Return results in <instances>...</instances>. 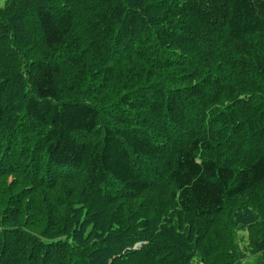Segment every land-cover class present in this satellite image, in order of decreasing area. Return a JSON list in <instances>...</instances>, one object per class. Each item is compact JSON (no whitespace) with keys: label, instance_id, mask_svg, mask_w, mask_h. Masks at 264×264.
<instances>
[{"label":"trees","instance_id":"16d2710c","mask_svg":"<svg viewBox=\"0 0 264 264\" xmlns=\"http://www.w3.org/2000/svg\"><path fill=\"white\" fill-rule=\"evenodd\" d=\"M259 255L264 0H4L0 264Z\"/></svg>","mask_w":264,"mask_h":264},{"label":"crops","instance_id":"0c3cea01","mask_svg":"<svg viewBox=\"0 0 264 264\" xmlns=\"http://www.w3.org/2000/svg\"><path fill=\"white\" fill-rule=\"evenodd\" d=\"M261 262H262V256H257L256 258H255V262H254V264H261Z\"/></svg>","mask_w":264,"mask_h":264},{"label":"rangeland","instance_id":"374dc122","mask_svg":"<svg viewBox=\"0 0 264 264\" xmlns=\"http://www.w3.org/2000/svg\"><path fill=\"white\" fill-rule=\"evenodd\" d=\"M3 3H4V0H0V5H2ZM247 260L250 261L251 258H248ZM190 264H197V263H196V261H193Z\"/></svg>","mask_w":264,"mask_h":264}]
</instances>
